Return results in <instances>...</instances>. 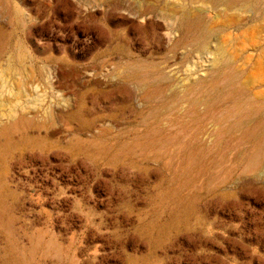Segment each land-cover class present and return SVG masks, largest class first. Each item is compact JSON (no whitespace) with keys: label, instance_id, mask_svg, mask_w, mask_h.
<instances>
[{"label":"rangeland","instance_id":"1","mask_svg":"<svg viewBox=\"0 0 264 264\" xmlns=\"http://www.w3.org/2000/svg\"><path fill=\"white\" fill-rule=\"evenodd\" d=\"M0 264H264V0H0Z\"/></svg>","mask_w":264,"mask_h":264}]
</instances>
